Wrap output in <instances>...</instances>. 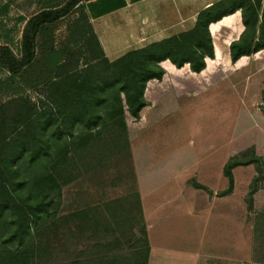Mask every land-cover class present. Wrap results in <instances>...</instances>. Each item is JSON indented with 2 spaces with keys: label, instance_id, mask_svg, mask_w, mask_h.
Returning a JSON list of instances; mask_svg holds the SVG:
<instances>
[{
  "label": "trees",
  "instance_id": "16d2710c",
  "mask_svg": "<svg viewBox=\"0 0 264 264\" xmlns=\"http://www.w3.org/2000/svg\"><path fill=\"white\" fill-rule=\"evenodd\" d=\"M35 3L39 9L25 21L18 52L8 41L0 42V69L9 73L1 84L10 88L21 79L26 86L40 90L42 106L56 108L54 122L48 121L54 124L50 136L68 138V144L64 155L56 157V173L48 174V179L57 182L67 172L70 179L62 182V188L78 177L80 164L90 170L103 165L123 145L130 149V124L142 122L146 110L165 91L203 93L230 74L231 67L235 70L264 49V0H218L199 12L193 28L114 60L106 56L87 15L91 55L80 69L74 53L57 50L56 29L72 12L85 10L84 0ZM38 101L32 102L16 90L0 99V223L4 227L0 264H136L135 260L147 264L149 245L138 193L61 216L62 223L51 224L56 233L51 242L35 244L34 230L40 222L58 214L55 200L48 192L34 200L19 197L12 189V179L17 173L13 161L25 152L27 161L41 163L38 143H42L43 153L51 155L46 140L36 133L46 125L40 121ZM21 129L23 136L18 133ZM249 164L256 166L248 196L252 202L264 182V158L259 155L229 158L223 166L228 179L223 194L234 189L233 170ZM56 225L66 226L68 246L62 245ZM69 245H75L74 250Z\"/></svg>",
  "mask_w": 264,
  "mask_h": 264
},
{
  "label": "rangeland",
  "instance_id": "374dc122",
  "mask_svg": "<svg viewBox=\"0 0 264 264\" xmlns=\"http://www.w3.org/2000/svg\"><path fill=\"white\" fill-rule=\"evenodd\" d=\"M117 1L124 3V0H84L85 10L78 9L59 22L56 29L57 50L60 53L66 52L67 55L74 53L79 61V68L86 66L85 63L91 55L88 41V31L91 26L87 22V15L100 17L94 22L95 26L97 24L101 26V29L103 27L100 33L107 47L115 46L118 38L117 31H120L115 23L118 24L117 19L120 13L108 14L107 12L117 5ZM38 9L39 6L36 5L35 0H0V42L8 41L18 52L19 39L25 21ZM105 20L109 21L108 27ZM237 35L236 32L234 36ZM131 48L127 44L118 53L111 54V57H120L134 50ZM37 56L41 57L40 49ZM108 59L114 60L110 57ZM242 64L235 70L231 67L230 74H226L203 93L198 94L192 90L179 95L173 90L165 91L158 98V104H152L146 110L142 122L140 120L130 124L135 130L132 131L130 140L133 141V148L142 173L147 177L156 174L158 179L167 182L180 181L182 184L183 182L185 185L188 184L186 188L182 185L180 189L179 186L171 189L174 198L181 196L184 203L180 205L183 209L181 217H177L183 224L187 223L184 219L187 217L184 209L195 207L193 201L191 205H185L189 197L196 194L194 189L189 187L191 181L196 178L198 181L209 183L211 191H198V197H216L223 194L228 185V179L221 173L230 157L247 158L250 155H259L264 158V49ZM8 75V71L0 69V84ZM4 85H0L1 100L6 99L7 94L12 90H16L19 95L32 102L40 99V90L26 86L25 81L21 79L10 88ZM38 106L42 114L40 121L46 125L44 130L41 129L36 133L40 135L41 140L42 138L46 140L51 155L47 156L43 153V145L38 143L36 150L41 152L43 158L39 161L42 164L37 161H27V152L22 158H16L13 165L17 173L12 179V189L19 197L31 200L42 192H48L54 198L53 207L58 214L54 218L44 217L40 226L34 230L35 244L47 246L51 242V237L56 235L52 232V223H62L61 216H67L73 211L101 205L105 201L130 193L135 183V172L130 161V153L129 158L127 157L129 149L121 145V150L105 160L101 166L85 170V167L80 164L78 177L64 188L61 186L62 182L70 179L67 172H64L65 175L62 174V179L58 178L57 182L49 180L48 174L56 173L53 165L58 155L61 157L64 155L68 138L65 141L57 140L56 136H50L54 124L48 121L54 122L56 108L51 105L42 106L39 101ZM23 130H19V136L25 134ZM26 139L28 140L27 135ZM171 165L180 167V173L178 170L163 169ZM62 167L64 168L63 165L61 169ZM233 172L235 186L228 194L229 214L225 212L211 215L208 213V206H204V210L198 211V218H193L191 223L193 226L196 224L201 230L229 229L230 234L234 235L244 230L247 241H250L255 238L254 236L258 238L264 235V182L253 195L252 202H249L250 184L256 174L255 164L238 166ZM7 184L11 185L8 181ZM171 191L164 190V192ZM6 214L9 219V211ZM56 229L60 231L62 245L68 246L66 226L56 225ZM3 232L4 227L0 223V234ZM69 246L71 250H74L75 245Z\"/></svg>",
  "mask_w": 264,
  "mask_h": 264
},
{
  "label": "crops",
  "instance_id": "0c3cea01",
  "mask_svg": "<svg viewBox=\"0 0 264 264\" xmlns=\"http://www.w3.org/2000/svg\"><path fill=\"white\" fill-rule=\"evenodd\" d=\"M216 1L218 0H124V3L117 1V5L107 12L108 14L120 13L117 19L118 24L115 23L120 29L117 31V44L110 48L107 47L100 33L103 27L101 29L100 25L95 26L94 24L100 17L89 16V18L107 57L116 59L118 56L111 57V54L118 53L127 44L132 47L131 49H137L193 28L199 12ZM105 22L108 27L109 21L105 20ZM132 131L135 130L130 127L128 131L129 153L135 172V183L131 192L127 194H139L149 245L147 264H264V235L258 238L254 236L253 240L247 241L244 230L234 235L230 234L229 229L201 230L196 224L192 225V219L198 218V211L204 210V206H208L207 210L211 215L225 212L229 214L228 194L216 197L197 196L198 191H211L208 182L198 181L196 178L191 181L189 187L194 189L196 194L190 196L187 200L189 203L185 202V205H191L193 201L195 207L184 209V213L187 214L184 219L187 223L183 224L177 219L181 217L183 209L180 205L184 203H182L181 196L174 198L171 189L176 186L180 189L182 185L186 188L188 184L185 185L184 182L182 184L180 181L160 180L156 174L148 177L144 175L137 162L133 141L130 140ZM163 169L178 170L179 173L181 171V168H177L176 165L163 167ZM221 175H223V168ZM200 184L203 187H199ZM163 189L171 192H164ZM135 263L141 264L139 260H135Z\"/></svg>",
  "mask_w": 264,
  "mask_h": 264
}]
</instances>
